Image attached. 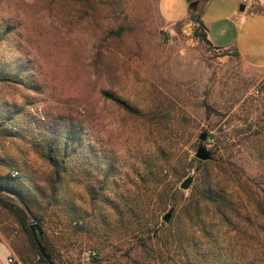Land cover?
I'll return each mask as SVG.
<instances>
[{
	"label": "rangeland",
	"instance_id": "374dc122",
	"mask_svg": "<svg viewBox=\"0 0 264 264\" xmlns=\"http://www.w3.org/2000/svg\"><path fill=\"white\" fill-rule=\"evenodd\" d=\"M160 3L0 0V70L24 72L37 88L0 87L2 110L23 108L28 130L24 140L0 136V183L20 169L25 184L48 193L52 169L38 152L51 132L67 126L81 124L94 151L57 185L52 205L37 197L44 238L64 264H178L165 240L148 235L181 208V183L191 175L192 187L198 182L203 133L213 161L234 164L247 187L264 190V70L197 37L194 13L169 24ZM114 100L159 117L131 115ZM100 180L111 206L92 199ZM244 209L251 214L247 199ZM2 212L33 259L12 216ZM248 251L264 263V247H243L244 263L253 260Z\"/></svg>",
	"mask_w": 264,
	"mask_h": 264
},
{
	"label": "trees",
	"instance_id": "16d2710c",
	"mask_svg": "<svg viewBox=\"0 0 264 264\" xmlns=\"http://www.w3.org/2000/svg\"><path fill=\"white\" fill-rule=\"evenodd\" d=\"M62 1L85 3L89 6L94 3V0ZM196 26L197 37L210 44L206 28L198 15ZM122 31L123 29H120L116 35L121 36ZM2 41L1 38L0 45ZM11 86L37 91L33 82L26 79L24 72L10 73L8 70H0V87ZM114 101L127 113L139 118L153 120L159 117L157 113L144 114L125 102ZM4 104L6 103L0 100V136L26 139L28 130L22 124L24 109L18 106L8 107L10 112L6 113L2 110L6 108ZM88 140L83 126L78 123L59 130L57 134L50 133L46 147L38 152L40 158L52 169L53 178L48 193L34 184H25L20 169L16 171L18 176L15 179L9 176L5 182L0 183V208L12 216L20 234L28 243L29 253L33 259H37L35 264H49L41 255L29 228L33 220L42 225L43 218L37 197L41 196L47 205L54 203L57 185L65 178H72L73 174H77L87 150L94 153ZM209 142L214 145V150L219 151L218 137L211 136ZM261 157L264 161V148L261 149ZM0 163L6 165L3 160H0ZM7 168L12 170L10 166ZM198 169V182L191 188L188 196L180 189L175 190V196L183 202L181 208L169 223L164 222L162 227L151 228L149 238L165 240V246L169 245V254L175 257L173 262L178 264H264L259 261V254L253 255L250 251L246 253L252 256L253 260L247 263L243 261V247L252 248L253 243L264 247V190L261 193L247 187L243 182L241 170L234 164L199 161ZM101 181H97L99 190L91 193L92 199L111 206L110 198L103 194L105 184H101L104 183ZM158 197L165 202L169 195L162 190ZM244 199L250 204L251 214L245 213ZM36 208L38 210H35ZM130 211L138 216L132 208ZM77 224V229H84L83 223ZM239 242L242 248H239ZM43 245L54 264H64L46 238Z\"/></svg>",
	"mask_w": 264,
	"mask_h": 264
},
{
	"label": "crops",
	"instance_id": "0c3cea01",
	"mask_svg": "<svg viewBox=\"0 0 264 264\" xmlns=\"http://www.w3.org/2000/svg\"><path fill=\"white\" fill-rule=\"evenodd\" d=\"M160 11L169 24L182 22L191 13L198 15L214 48L234 53L250 67L264 70V4L244 5L242 0H161ZM2 214L0 208V264H9L10 257L23 264H35L36 259L25 255L24 240L13 235L12 224Z\"/></svg>",
	"mask_w": 264,
	"mask_h": 264
},
{
	"label": "water",
	"instance_id": "95a60500",
	"mask_svg": "<svg viewBox=\"0 0 264 264\" xmlns=\"http://www.w3.org/2000/svg\"><path fill=\"white\" fill-rule=\"evenodd\" d=\"M195 6V4L193 3L191 5V8H193ZM199 146L197 148L196 154H195V158L200 161V162H208V161H213L214 160V156L213 153L208 149V147L206 146V142L208 141V137L206 133H203L200 135L199 137ZM194 182V176H188L180 185V189L182 191H189L193 185ZM171 217H172V212H168L164 217H163V221L165 223H169L171 221ZM29 228L31 230L32 236L38 246V249L41 253V255L43 256V258L49 263V264H54L53 260L51 259V256L48 254L45 246L43 245L44 242V232L42 230V228L40 227V225L36 222V221H32L29 224Z\"/></svg>",
	"mask_w": 264,
	"mask_h": 264
},
{
	"label": "built area",
	"instance_id": "2783aa9c",
	"mask_svg": "<svg viewBox=\"0 0 264 264\" xmlns=\"http://www.w3.org/2000/svg\"><path fill=\"white\" fill-rule=\"evenodd\" d=\"M242 3L244 5L264 4V0H242ZM255 93H256L255 94L256 96L259 95V91H256ZM12 176L16 177V176H18V173L17 172H13ZM8 263L9 264H23L19 259L15 258V257H10L8 259Z\"/></svg>",
	"mask_w": 264,
	"mask_h": 264
}]
</instances>
